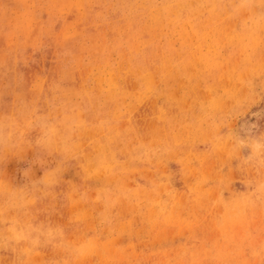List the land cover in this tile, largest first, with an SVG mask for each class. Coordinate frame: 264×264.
Returning a JSON list of instances; mask_svg holds the SVG:
<instances>
[{"label": "rangeland", "instance_id": "1", "mask_svg": "<svg viewBox=\"0 0 264 264\" xmlns=\"http://www.w3.org/2000/svg\"><path fill=\"white\" fill-rule=\"evenodd\" d=\"M0 264H264V0H0Z\"/></svg>", "mask_w": 264, "mask_h": 264}, {"label": "bare ground", "instance_id": "2", "mask_svg": "<svg viewBox=\"0 0 264 264\" xmlns=\"http://www.w3.org/2000/svg\"><path fill=\"white\" fill-rule=\"evenodd\" d=\"M80 113V112H79Z\"/></svg>", "mask_w": 264, "mask_h": 264}]
</instances>
